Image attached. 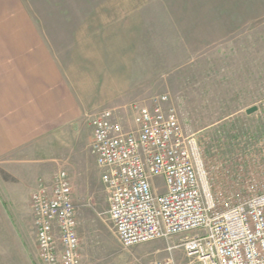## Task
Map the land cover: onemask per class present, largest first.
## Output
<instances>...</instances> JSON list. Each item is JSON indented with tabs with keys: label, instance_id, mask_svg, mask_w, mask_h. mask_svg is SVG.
I'll return each instance as SVG.
<instances>
[{
	"label": "rangeland",
	"instance_id": "374dc122",
	"mask_svg": "<svg viewBox=\"0 0 264 264\" xmlns=\"http://www.w3.org/2000/svg\"><path fill=\"white\" fill-rule=\"evenodd\" d=\"M79 2L29 0L28 5L31 13L44 16L33 21H43L47 38L68 42L75 35L48 33L56 24L67 25L68 19L49 15L74 3L72 8L83 12L85 3ZM141 5L136 3L129 17L119 19L130 31L125 35L107 33V25H117L118 19H76L83 29H97L79 39L109 40L114 47L120 40L121 46L86 50L96 58L78 60L80 74L93 79V96L82 118L62 138L60 161H46L43 174L46 180L57 171L69 177L80 264H144L168 256L165 241L130 249L118 243L106 214L107 192L90 153L91 117L110 110L128 130L137 107L167 95L182 131L196 138L207 169L215 175V189L225 194L232 186L230 172L236 174L248 161L243 156L261 153L257 143L264 138V0H145ZM252 107L257 111L247 115ZM40 178L32 175L16 185L19 208L0 186V264H43L29 206L31 179ZM172 257L181 261L179 252Z\"/></svg>",
	"mask_w": 264,
	"mask_h": 264
},
{
	"label": "built area",
	"instance_id": "2783aa9c",
	"mask_svg": "<svg viewBox=\"0 0 264 264\" xmlns=\"http://www.w3.org/2000/svg\"><path fill=\"white\" fill-rule=\"evenodd\" d=\"M117 119L110 110L91 117L90 153L122 248L167 242V258L144 264H264V138L257 143L259 156L244 155L248 161L230 172L225 194L215 189V175L196 138L182 131L167 95L137 107L128 130ZM29 204L39 260L80 264L67 173L39 180Z\"/></svg>",
	"mask_w": 264,
	"mask_h": 264
},
{
	"label": "crops",
	"instance_id": "0c3cea01",
	"mask_svg": "<svg viewBox=\"0 0 264 264\" xmlns=\"http://www.w3.org/2000/svg\"><path fill=\"white\" fill-rule=\"evenodd\" d=\"M28 1L0 0V186L15 208H19L16 185L23 178L41 175L38 180L31 179L30 191L39 180L50 182L52 175L49 180L43 176L46 161H60L62 138L82 118L91 102L93 79L91 75L80 74L81 70L76 68L78 60L96 58L95 54L85 53L86 50L113 46L109 40L106 45L98 38L84 37L80 39L85 43L80 42V34H93L97 29L91 25L83 29L76 19H118L117 25H107L108 31L105 25L101 26H105L109 35L120 32L125 35L130 31L119 19L129 17L133 6L138 3L142 7L145 0H78L85 3L83 12L72 8L75 3L53 10L50 18L68 19L67 25L56 24L48 33L75 35L68 42L47 38L46 28L41 27L43 21L38 25L33 21V17L44 16L31 13ZM115 44L116 47L108 49L121 47L120 40ZM114 58L119 59L120 55L115 53ZM56 151L59 153L52 158Z\"/></svg>",
	"mask_w": 264,
	"mask_h": 264
},
{
	"label": "water",
	"instance_id": "95a60500",
	"mask_svg": "<svg viewBox=\"0 0 264 264\" xmlns=\"http://www.w3.org/2000/svg\"><path fill=\"white\" fill-rule=\"evenodd\" d=\"M257 111V108L256 107H252V108H250V109H247L246 111H245V113L247 114V115H250V114H252V113H254V112H256Z\"/></svg>",
	"mask_w": 264,
	"mask_h": 264
}]
</instances>
